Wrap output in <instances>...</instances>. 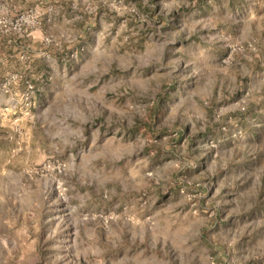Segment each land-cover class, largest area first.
<instances>
[{"label": "rangeland", "instance_id": "374dc122", "mask_svg": "<svg viewBox=\"0 0 264 264\" xmlns=\"http://www.w3.org/2000/svg\"><path fill=\"white\" fill-rule=\"evenodd\" d=\"M0 264H264V0H0Z\"/></svg>", "mask_w": 264, "mask_h": 264}]
</instances>
